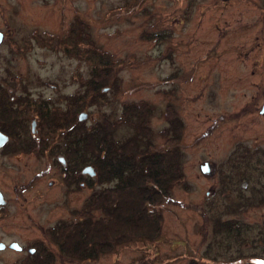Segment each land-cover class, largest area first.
<instances>
[{"label": "rangeland", "instance_id": "374dc122", "mask_svg": "<svg viewBox=\"0 0 264 264\" xmlns=\"http://www.w3.org/2000/svg\"><path fill=\"white\" fill-rule=\"evenodd\" d=\"M261 1L0 0V31L14 24L10 37L17 41L30 38L34 31L43 32L45 38L62 36L69 23L83 20L89 26L94 58L86 63L76 53L69 56L59 46L40 47L33 40L31 48L15 55L3 43L0 83L56 97L58 109L65 111L69 101L81 96L84 83L92 86L105 81L106 92L86 98L81 112L88 115L79 123L88 128L101 121L113 122L110 137L117 143L137 135L140 145L149 138L152 144L167 142L166 148L179 150L173 173L178 179L158 206L161 221L153 238L139 235L94 259H59L54 253V264L264 261V240H257L259 234L264 235ZM13 9L16 17L9 12ZM94 49L104 54L103 61ZM137 103L142 121L135 115L121 120L124 106ZM147 106L149 116L142 108ZM132 122L144 128L136 131ZM28 162L34 166L33 160ZM206 163L208 172H202ZM60 174L46 177L41 186L28 191L25 206L11 199L10 217L0 219V243L21 246L36 235V228L19 220L73 221V213L101 188L64 183ZM51 180L55 187L38 198V189ZM10 184L8 176L1 174L0 190L13 198ZM92 213L100 216L96 209ZM217 216L219 221L236 220L238 232L249 241L239 244L228 234H213ZM30 255L0 251V264H21Z\"/></svg>", "mask_w": 264, "mask_h": 264}, {"label": "trees", "instance_id": "16d2710c", "mask_svg": "<svg viewBox=\"0 0 264 264\" xmlns=\"http://www.w3.org/2000/svg\"><path fill=\"white\" fill-rule=\"evenodd\" d=\"M90 36L89 26L76 18V23H69L64 34L58 36L57 46L67 55L76 53V58L90 63L94 59L90 54ZM32 37L40 47L47 46L44 35L39 36L35 32ZM95 52V56L99 55L103 61L104 54ZM105 83L93 82L92 86L84 83L81 96L69 101L67 109L64 112L59 110L55 120L49 123L48 130L57 132L59 152L73 163V182L79 186L78 181L83 178L80 170L90 165L95 168L96 175L89 179V186L98 184L101 187L93 191L80 210L73 213V221H63L50 229L53 232L52 241L59 250L56 255L74 260L97 258L139 235L153 238L161 221L158 206L165 201L169 185L178 179L173 173L177 168L175 161L179 150L166 148L167 142L152 144L146 138L147 143L140 145V137L133 135L128 142L117 143L110 137L114 131L113 122L101 121L88 128L79 123L76 115L82 111L81 108H86V98L90 94L102 95ZM138 104L124 106L121 120L132 115L143 119ZM142 108L149 116L150 107ZM132 124L136 131L144 128L138 123ZM94 209L99 211L100 216L91 214ZM54 256L52 252L41 255L36 250L21 264H54Z\"/></svg>", "mask_w": 264, "mask_h": 264}, {"label": "flooded vegetation", "instance_id": "af4514ba", "mask_svg": "<svg viewBox=\"0 0 264 264\" xmlns=\"http://www.w3.org/2000/svg\"><path fill=\"white\" fill-rule=\"evenodd\" d=\"M221 1L225 2L233 0ZM261 2L262 5L260 6L264 7V0ZM13 10L16 12L12 10H9V12L13 13V15H18L17 10ZM10 26L15 25L12 23L10 25L8 23L7 31H0L2 34L0 46L3 43H6L11 48L12 53L18 55L24 52L28 46H30V48L32 47V40L39 45L32 36L35 32L39 36H43V32L39 33L34 31L30 38L24 41H17L10 37L14 30L13 27L11 28ZM48 37L47 46L45 45V47L51 48L58 45L59 39L57 34H51ZM57 106L56 97L54 99H49L44 96L41 91H32L26 87H10L6 85V82L0 83V133L7 138L5 143L0 147V175L4 174L8 176L11 181L10 186H13L12 188L14 192L12 198L0 190L5 199V204L0 205V219H2V217H10L11 214L8 208L11 199H15L20 202L22 206H25V194L36 186H41L42 180L46 177H55L61 172L60 175L62 182L68 184L69 182H73V163L67 159L65 154L59 152V139L57 132H54L52 129L48 130L50 128V121H54L55 114L59 113ZM62 111L64 112V110ZM260 114L262 115L263 113ZM62 149L64 150V147H62ZM60 157L63 158V163L60 162ZM29 159L34 161V166L28 162ZM82 169L80 170V174L84 180L86 179L84 176H87V174H82ZM90 177L91 176H88L86 181L79 183V186H81V188L89 186ZM55 183L54 180L46 181L45 186H43L44 189H38L39 194L37 197H43L50 188L55 187ZM260 203L264 205V199H262ZM31 218L32 217H29L30 221H17L19 223L29 222V224H31L29 227L32 226L37 229L36 235L32 236L31 241L26 242V244L21 246L17 243L20 246V249L18 250L10 248V243H3L4 247L0 251L6 252L13 250L34 254L35 251L38 250L41 255L47 252L55 254L59 252L57 246L52 241L53 232L50 229L55 228L57 224L68 220H55L54 222H48L46 220L34 221ZM218 218L219 217L217 216L215 220L213 219V234L216 232L228 234V238L231 240L235 239L239 244H245L249 241L248 238L242 237L241 231L238 232L240 226L236 220L227 218L219 221ZM17 222H11V224L15 223V225H17ZM26 227L28 226L26 225ZM257 240L260 242L264 240V235L261 236L259 234ZM262 243L264 244V242ZM62 258L66 257H61L59 259ZM261 264H264V261L261 262Z\"/></svg>", "mask_w": 264, "mask_h": 264}, {"label": "water", "instance_id": "95a60500", "mask_svg": "<svg viewBox=\"0 0 264 264\" xmlns=\"http://www.w3.org/2000/svg\"><path fill=\"white\" fill-rule=\"evenodd\" d=\"M1 38H2V34L0 33V42H1ZM107 88L103 89V92H106ZM260 113H264V105L262 106V109L260 110ZM87 113L86 112H81L78 115V121H84L87 118ZM7 140V138L5 136H3L0 133V147L5 143V141ZM63 158L60 157V162L63 163ZM208 164L205 165V167L202 168V172H207L208 169ZM82 174H88L89 176H94L95 175V171L94 168L92 166H86L85 168L82 169ZM5 204V199L3 198V195L0 192V205H4ZM4 244L0 243V250L3 249ZM10 248H13L15 250L20 249V246L17 243H12L10 244Z\"/></svg>", "mask_w": 264, "mask_h": 264}]
</instances>
